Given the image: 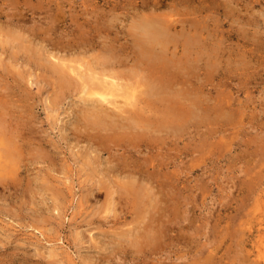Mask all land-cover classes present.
<instances>
[{"label":"rangeland","instance_id":"rangeland-1","mask_svg":"<svg viewBox=\"0 0 264 264\" xmlns=\"http://www.w3.org/2000/svg\"><path fill=\"white\" fill-rule=\"evenodd\" d=\"M147 1L0 0V29L8 35L0 41V264H250L249 250L252 258L264 256V0H219L231 2L237 12L232 16L242 18L241 24L222 11L203 12L223 19L209 22L227 33L219 49L225 48L223 68L214 76L198 68L185 76L210 90L205 94L211 93L212 104L228 105L212 107L211 121L183 119L185 128L180 126L175 136H91L96 130L85 115L90 103L80 99L78 84L62 87L58 75L35 64L22 47L43 42L51 51L55 45L82 46L91 38L131 43L134 8ZM169 1L177 4L173 12L180 17L199 4ZM85 55L99 70L97 51ZM127 67L124 71L132 78ZM204 75L208 80L212 76L210 81ZM199 78L203 81L198 83ZM125 163L130 167L122 172ZM136 164L157 171L156 180L164 183L156 187L159 203L149 206L150 217L164 219L155 220L165 229L158 249L135 242L133 226L143 221L142 213L150 220L134 202L136 192L126 187L136 177L129 173Z\"/></svg>","mask_w":264,"mask_h":264},{"label":"bare ground","instance_id":"bare-ground-1","mask_svg":"<svg viewBox=\"0 0 264 264\" xmlns=\"http://www.w3.org/2000/svg\"><path fill=\"white\" fill-rule=\"evenodd\" d=\"M168 1L169 0H152L151 3L149 1H147V2L141 3L140 5L135 4L137 8L139 7V9L134 8L135 14H134V16H132L134 19L133 21L135 22L136 26H134L135 30L133 31V33L131 35V36H133L132 39H130V40H132V41H130L131 43L126 42V43L120 44V42H119V44H120L119 45V44H114V40L112 42L111 40H105L104 39L105 40L104 42H102L103 40L101 42H98L96 39L91 38L90 40L85 42L84 45H82V46L80 44H75V45H70V46H67V44L64 46L63 45L62 46L61 45H55L56 48H54V49L52 48L51 51L49 50L50 48H48L45 44H43V42L42 43H40V42L35 43V41H32V46H24L22 44V47H26L25 50L29 51V54L26 53L29 55L28 56L29 59H31L32 61L34 60V63L38 64V66L48 68L53 73H56L58 75V78L62 84V87L65 86V87L69 88L70 86H74V85L76 86L78 84L77 87H79L80 99L84 100V102L90 103L85 108V113H86L85 115H88V124L90 123L91 130L92 129H93V131L96 130V132H94V134H92L91 136L100 138V140H102L101 138L106 137L107 135L110 136L113 134H117V135L122 136V137L127 136V135L140 136V138L143 136L144 137L147 136V138H148L149 135H154V134L160 135V133L162 135H166V136H175L176 134L177 135L179 134L178 133L179 130H178V132L176 130L179 129V127L184 124L183 119H185V118L187 119L189 116H192V119L198 118V119L202 120L201 122H204L205 120L203 121V119H207L209 117V115L211 114V110L215 106H218V107L223 106L224 107L225 104H227V103H224V104L221 103L222 105L221 104L218 105L220 102H218V104L216 103L217 105L212 104L211 103L212 98L209 97L211 93L209 95L205 94L207 91L210 92V90H205L201 84L196 83V79L194 82L193 76H192V79H193L192 80L191 77L185 76V74H190L192 71L194 72L195 68H198L200 70H203L206 75L208 74V76H210V75L214 76L213 73L215 71L223 68L222 67L223 66L222 63L224 62L223 52H224L225 48H224V50H222V52L219 49L220 48L222 49V47H223L222 44L225 43V41H226V36H227L226 34L227 33H224L222 31H220L222 33H219V31L217 30L218 26L215 25V27H211V23H209L211 20L213 22L217 23L216 22L217 20L223 21V19L219 18V17L213 18L215 15L212 16V14H210L211 12L207 15H204L203 12L205 11V9H214L213 13L214 12L220 13L222 11V13L225 17H229L231 19L233 18L232 21L239 23V24H241L240 22H241L242 18L240 17L241 19H239V17H233L237 12H235L233 10L234 7L231 5V2H229V1L222 3L219 0H197V1H199V4H197V5L194 4V7L192 5L193 9H191L190 11L187 10V11L183 12L184 15L181 17L179 16V14H181L180 12H176V11L173 12V10H177V8H176L177 4L175 5L172 2H170V1L168 2ZM15 3H17V2H15ZM27 5H29V3ZM188 6L186 7V9L188 8ZM228 8H230V10H231V12L229 11L230 13L227 10ZM0 9H1V7H0ZM11 10H13V9L11 8ZM225 11H227V12H225ZM71 13H72V11H71ZM11 16H13V15L10 14V17ZM7 17H9V16L7 15L6 18ZM30 19H32V18H30ZM51 20L54 21L53 18ZM47 21H49V20H47ZM102 21L103 20H101V22ZM246 21H248L250 23V20H246ZM101 22H99V23H101ZM20 23H23V22L21 21ZM38 24H39V22H38ZM38 24L36 23V25H38ZM219 24H221V23H219ZM34 26H35V24H34ZM40 26H38V27H40ZM257 26H259V24H257ZM44 27H45V25H44ZM15 28H16V26H15ZM32 28H33V26H32ZM52 28H53V26H52ZM97 28H99V27H97ZM238 28H240V27H238ZM47 29H49V27ZM258 29H259V27H258ZM49 30H51V29H49ZM43 31H45V30H43ZM243 31H245V30H243ZM14 32H16V31H14ZM229 33L231 34V32H229ZM236 33H238V32H236ZM230 34H228V35H230ZM5 35H7V34L5 32H2V30L0 29V41H2L4 39ZM24 36H26V35H24ZM47 36L48 35H46V37ZM106 36H109V35H106ZM106 36H105V38H106ZM26 37H28V36H26ZM59 39H61V38H59ZM113 39H114V36H113ZM43 40L45 42V39H43ZM57 40H58V38H57ZM24 42H26V41H24ZM115 42H116V40H115ZM20 43H22V42H20ZM90 50L97 51V55H96L97 58L96 59L98 62L96 63L97 65H95V67H99L100 68L99 70L96 68H93L91 66L93 61H88L86 59L87 56L85 54L89 53ZM79 53H81V54L78 55ZM94 54H96V53H94ZM13 58H14V56H13ZM126 65L128 66L127 71L131 70L133 72V74H134V76H132L133 79L131 78V76H129V74H127L124 71V68ZM197 70H195V71H197ZM39 72H40V70L38 71V74H39ZM202 74H203V72L201 73V75ZM206 75H204V76L206 77ZM208 76L206 77L207 80H208ZM20 77H22V76H20ZM211 77H209L208 81H210ZM200 78L197 79L198 83L200 82L199 80L202 79V78L201 79ZM22 79H23V77H22ZM36 81H37V79H36ZM202 81L203 80H201V82ZM217 86H219V85H217ZM76 88H74V90ZM220 92H218L217 94H220ZM211 97H212V95H211ZM216 98H217V96H216ZM213 100L216 101L215 99H213ZM222 102H225V101H223V99H222ZM230 102H232V101L230 100ZM230 102H228V103H230ZM218 107H215L214 110L215 109L218 110ZM239 107H240V105H239ZM224 109H226L227 111L229 110L227 108H224ZM219 111H220V109H219ZM219 111H218V114L223 113V109H222V112H219ZM79 112H81V111H79ZM81 113H83V112H81ZM214 116H212V119ZM219 116L223 117L224 115L220 114ZM219 116H218V120L220 119ZM5 119H4V121H5ZM209 119H210V121L212 120L211 117L208 118V120ZM89 120H90V122H89ZM83 122H85V121H83ZM189 122H190V120H189ZM214 122H216V121H214ZM5 123H6V121H5ZM192 125H194V124H192ZM183 126H185V125H183ZM90 128L88 126V129H90ZM183 128H185V127H183ZM190 129H192V128H190ZM9 131L11 132V130H9ZM15 132H16V130H15ZM189 133H191V130ZM86 135H89V134H86ZM131 136L129 138H131ZM87 138H90V137H87ZM161 138H163V137H161ZM111 139H113V138H111ZM176 139H178V138H176ZM106 141H108V140H106ZM156 141L157 140L155 139V142ZM102 142H100V144ZM130 142H131V140H130ZM109 143H111L110 139H109ZM98 144H99V141H98ZM112 145H113V143H112ZM128 145H130V144L128 143ZM106 146H107V144H106ZM131 147L133 148L134 146H131ZM159 147H161V146H159ZM112 151H115V150H112ZM164 151H165V149H164ZM156 154H158V153H156ZM12 155H13V153H12ZM151 155H153V154H151ZM165 156H167V155H165ZM95 160H96V157H95ZM121 160H122V158H121ZM144 160H146V159H144ZM96 162H99V161H96ZM145 162L143 163L144 165H145ZM107 164H108V162H107ZM121 164H123V163H121ZM124 165L121 168L122 172H126V171H124L126 169V167H128V168L130 167L129 164H127V163H125ZM153 165L150 164L149 166H153ZM135 166L138 168L134 169V171L129 170L130 172L129 171L128 172L132 173L134 176H136L134 178L136 180L132 179V181L129 184H127L126 187H127V189L129 187V188H131V190H134L136 192V193H134L132 191L134 194H136V195L133 194L135 196V199L133 197V199L135 200L134 202H136V205H138L137 207H139V208H141L143 206L141 208V211H143V209H144V213H148L147 216L149 215V217H146V218L150 219L149 221H145V219H144L145 214L142 213L143 221L141 223H145V225L143 226L140 223V225H138V226H136V225L133 226L135 228L134 229L132 228V229L137 231V233L135 231L133 233L134 237H135V242H141V244L145 246V249H147L146 245H149V246L151 245V246H154L153 248H156L155 245L157 243L159 245V243H161V241H162V239H160L161 236H163V235L165 236V234L160 235L162 232H165V231H163L165 229L160 228L161 224L159 225L158 222H156L157 220H160V219H157V217H155L153 215H151V217H150L151 212L149 214V211H153L152 210L153 207L149 209V206L150 205L153 206V202L155 203L158 201L157 197H156V187L157 186L159 187V185L162 186L164 183L162 184V182H158L156 180L157 176L159 175L157 171L152 173L151 171H149L150 169L145 168V167L142 168V164H141L142 169L139 166H137V164ZM155 166L156 165H154V167ZM107 167H108V165H107ZM117 167L118 166H113V168H117ZM146 167H148V166H146ZM116 173H119V171ZM126 175H128V174H126ZM130 176H132V175H130ZM134 176H132L130 178H133ZM125 177H127V176H125ZM111 186H113V185H111ZM159 188H161V187H159ZM121 191H123V190H121ZM126 193H127V195L129 194L128 192H126ZM121 198H123V197H121ZM146 198H149V199L145 200ZM133 199L130 200V203L133 201ZM126 201H128V200H126ZM158 203H159V201H158ZM173 203H175V202H173ZM124 204H125V202H124ZM145 204H147V206H148L147 210L145 209L146 206L144 207ZM170 204H171V201H170ZM136 205H134V207ZM161 206H159V207H161ZM122 208H123V206H122ZM155 208H157V206ZM123 209H125V208H123ZM134 210H135V208H134ZM133 213L135 214V212H133ZM159 213H160V211H159ZM138 214H139V212H138ZM138 214H136V215H138ZM136 215H134V217ZM139 215L137 216L138 218L140 217ZM137 217H135V218H137ZM139 219H141V218H139ZM161 220H164V219L162 218ZM155 222L158 225H156ZM166 222L164 221L165 225H166ZM128 223L126 222L125 224H128ZM165 225H164V227H165ZM169 228H171V227H169ZM121 232L123 233V231H121ZM126 232H128V231H126ZM135 233H136V235H135ZM113 235H114V233H113ZM128 236H130V234H128ZM115 238H116V236H115ZM131 239H130V241L128 240L129 241L128 244L130 242L132 243V241H134V239H132V241H131ZM144 241L146 243H142ZM156 241H158V242H156ZM153 242H154V245H152ZM109 243H111V242H109ZM115 245H117V244L115 243ZM132 245L134 246L133 243H132ZM137 245H140V244H136L135 246H137ZM133 246H131V247H133ZM149 248H151V247H149ZM138 249L139 248L137 246V249L135 248V250L138 251ZM140 249H143V247H141ZM157 249H158V246H157ZM159 249H160V246H159ZM150 251H151V249H150ZM150 251L148 253H150ZM153 251H154V249H153ZM137 254H138V252H137ZM226 256H228V255H226ZM181 257H183V256H181ZM228 258H230V257H228ZM246 258H247V256H246ZM248 258H249L250 264H264V256H260L257 254L256 258H252V252L250 250H249ZM156 262H158V261H156ZM159 263H160V261H159ZM145 264H146V262H145ZM247 264H248V262H247Z\"/></svg>","mask_w":264,"mask_h":264}]
</instances>
